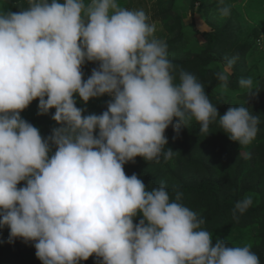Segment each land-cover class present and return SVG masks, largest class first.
Masks as SVG:
<instances>
[{"label":"clouds","instance_id":"1","mask_svg":"<svg viewBox=\"0 0 264 264\" xmlns=\"http://www.w3.org/2000/svg\"><path fill=\"white\" fill-rule=\"evenodd\" d=\"M18 12H0V227L9 240L34 242L42 264H261L250 246H228L202 228L203 219L166 186L151 190L124 165L171 160L166 130L179 136L195 121L208 135L217 122L228 138L247 146L260 119L247 107L220 115L203 85L169 59L146 13L118 0H27ZM221 18L231 5L219 0ZM203 27V25H202ZM264 49V34L256 41ZM238 56L215 73L227 89ZM98 63L83 79L82 66ZM242 89L253 80L241 78ZM104 95L102 114H83ZM39 99L38 114L60 127L46 139L21 112ZM175 119V123H174ZM98 130V135L96 134ZM52 146L55 152L52 153ZM21 182L26 186L18 188ZM246 194L232 209L238 220L252 205ZM142 216L138 224L134 219Z\"/></svg>","mask_w":264,"mask_h":264},{"label":"trees","instance_id":"2","mask_svg":"<svg viewBox=\"0 0 264 264\" xmlns=\"http://www.w3.org/2000/svg\"><path fill=\"white\" fill-rule=\"evenodd\" d=\"M212 0H203L207 4ZM235 0H225L227 4ZM261 6L264 5L262 0ZM63 2V0H60ZM199 0H191L190 10L195 12ZM256 2L251 0L249 6ZM219 0H214L212 10L207 11V23L211 24V31L205 32L206 47L191 53L184 42V26L179 23L180 18L175 17V23H165L170 36L166 41L168 54L183 52L184 56L170 57L175 66L173 73L176 82H179V71L192 73L200 82L210 102L217 107L219 114L224 115L230 108L224 99L223 89L216 80L215 73L223 63L238 56L229 76L228 89L241 94L243 89L239 85L241 78H249V73L242 70L244 54L251 49L252 42L238 45L236 13L231 8L228 20L224 21L218 14ZM28 7L27 0H0V12H18ZM175 5L161 9L160 14H169ZM212 11V12H211ZM216 19L215 23L211 18ZM221 18V19H220ZM220 19V20H219ZM219 20V21H218ZM251 36L259 37L254 31ZM99 68L98 63L86 62L82 66L83 79L91 76L92 70ZM260 98L249 110L260 119L256 138L251 144L245 146L253 148V155H244L238 143L231 141L217 122L210 125L208 135L200 134V126L195 121L188 127H182L179 136L170 126L165 136L168 140L167 148L176 152L167 162H147L137 157L135 162L124 165L125 174H136L149 190L159 187L163 183L169 192L170 199H175V191L183 193L182 203L193 210L205 223L202 228L212 235V244L217 239L225 241L228 246H250L251 251L258 255L261 264H264V93H258ZM77 107L83 109L86 116L91 113L102 114L107 110L111 96L104 95L91 99L85 105L78 96ZM39 99L34 100L29 107L21 112V117L37 127L43 138L52 134V129L60 125L52 120L55 109L48 115L38 114ZM175 123V119H174ZM98 135V130L97 133ZM245 149V148H244ZM55 146H52V153ZM26 186L21 182L18 188ZM246 194H252L251 207L238 220L232 217V209ZM250 228H257L253 235H247ZM0 264H42L36 256L34 242H25L17 238L14 241L0 242ZM79 264H98L95 256Z\"/></svg>","mask_w":264,"mask_h":264},{"label":"rangeland","instance_id":"3","mask_svg":"<svg viewBox=\"0 0 264 264\" xmlns=\"http://www.w3.org/2000/svg\"><path fill=\"white\" fill-rule=\"evenodd\" d=\"M171 1H173L175 5L173 11L165 15L160 14V10L169 7ZM254 1L256 2H253L252 6H249L251 0H235L230 4L233 11L236 13L238 25L236 35L238 45L245 44L249 41L252 42L251 49L244 54L242 70L249 73V77L253 80V88L251 91L243 89L241 94L228 88L220 89L219 92L223 94L229 107H239L243 105L250 109L260 98L258 93H264V49L256 45V41L259 39L260 35L264 34V5L263 7L261 6L262 0ZM118 3L121 7L129 10L142 9L148 17V22L155 26L154 36L159 40L164 42L169 41L170 36L168 35L165 23L173 25L176 20L175 17L178 16V18H180L179 23L184 26V42L187 46V50L191 49V53H194L197 49L207 46L204 33L211 31L212 27L210 22H206L208 18L207 11H210V9L212 10L211 7L214 6V0L207 4H204L203 0H199L195 12H191L190 10L191 0H118ZM222 20L226 21L228 17H224ZM210 21L215 23L216 19L212 17ZM254 31L259 33L258 38L251 36ZM184 55L183 52H175L172 55L170 53L169 58L171 56L181 57ZM223 65V63L217 64L221 69ZM241 152L244 155L252 156L253 148L252 146L249 148L244 146ZM140 219H142V216L138 215L134 219V224H138ZM246 231L247 235L249 234L251 236L257 231V228H250ZM9 236L10 229L7 227H0V242H10Z\"/></svg>","mask_w":264,"mask_h":264}]
</instances>
